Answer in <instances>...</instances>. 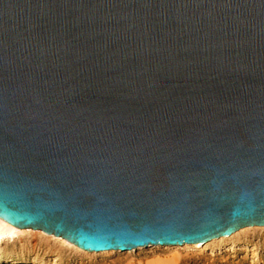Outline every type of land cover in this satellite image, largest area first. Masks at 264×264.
Returning <instances> with one entry per match:
<instances>
[{
    "label": "water",
    "instance_id": "1",
    "mask_svg": "<svg viewBox=\"0 0 264 264\" xmlns=\"http://www.w3.org/2000/svg\"><path fill=\"white\" fill-rule=\"evenodd\" d=\"M0 218L91 253L264 227V0H0Z\"/></svg>",
    "mask_w": 264,
    "mask_h": 264
},
{
    "label": "rangeland",
    "instance_id": "2",
    "mask_svg": "<svg viewBox=\"0 0 264 264\" xmlns=\"http://www.w3.org/2000/svg\"><path fill=\"white\" fill-rule=\"evenodd\" d=\"M24 230L29 232L1 242L0 264H264V227L244 228L203 248L161 245L99 254L42 231ZM9 257L15 261L3 262Z\"/></svg>",
    "mask_w": 264,
    "mask_h": 264
},
{
    "label": "bare ground",
    "instance_id": "3",
    "mask_svg": "<svg viewBox=\"0 0 264 264\" xmlns=\"http://www.w3.org/2000/svg\"><path fill=\"white\" fill-rule=\"evenodd\" d=\"M26 232H29V231L15 227L12 224H10L9 222L0 218V244H1V242H3L6 239H13L15 236H17L19 234L26 233ZM204 246H205L204 244H193V245H185L184 247H186V248H203ZM153 247L159 248L157 246H153ZM107 252H116V251H107ZM2 260H3V262H8V263L15 261V259L13 257L4 258Z\"/></svg>",
    "mask_w": 264,
    "mask_h": 264
}]
</instances>
